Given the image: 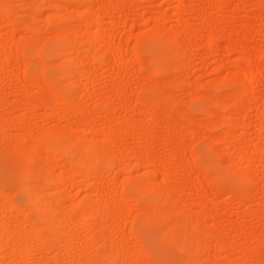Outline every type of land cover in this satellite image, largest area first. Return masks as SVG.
<instances>
[{
    "label": "rangeland",
    "instance_id": "374dc122",
    "mask_svg": "<svg viewBox=\"0 0 264 264\" xmlns=\"http://www.w3.org/2000/svg\"><path fill=\"white\" fill-rule=\"evenodd\" d=\"M0 136V264H264V0H0Z\"/></svg>",
    "mask_w": 264,
    "mask_h": 264
},
{
    "label": "bare ground",
    "instance_id": "6f19581e",
    "mask_svg": "<svg viewBox=\"0 0 264 264\" xmlns=\"http://www.w3.org/2000/svg\"><path fill=\"white\" fill-rule=\"evenodd\" d=\"M18 50V49H17ZM158 67H160V65L158 66ZM161 70V68L159 69V71ZM157 71V70H156ZM54 104V103H53ZM53 106V105H52ZM80 106V105H79ZM13 121V120H12ZM15 121V120H14ZM17 123V122H16ZM19 123H20V120H19ZM11 124V123H10ZM15 125V124H14ZM17 125V124H16ZM13 126V125H12ZM2 135V134H1ZM3 136V135H2ZM6 137V136H5ZM72 137V136H71ZM0 138H1V136H0ZM2 139H3V137H2ZM4 139H6V138H4ZM68 140V139H67ZM3 141V140H2ZM0 142H1V140H0ZM70 145V144H69ZM71 148V147H70ZM67 151V150H66ZM68 153H69V151H68ZM93 162V161H92ZM93 172V171H92ZM5 196V195H4ZM9 199V198H8ZM3 228V227H2Z\"/></svg>",
    "mask_w": 264,
    "mask_h": 264
}]
</instances>
